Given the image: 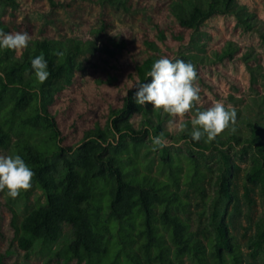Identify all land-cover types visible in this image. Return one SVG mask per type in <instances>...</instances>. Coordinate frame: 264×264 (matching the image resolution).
<instances>
[{
  "label": "trees",
  "instance_id": "obj_1",
  "mask_svg": "<svg viewBox=\"0 0 264 264\" xmlns=\"http://www.w3.org/2000/svg\"><path fill=\"white\" fill-rule=\"evenodd\" d=\"M49 1L53 11L64 5L62 0ZM110 1L130 9L126 0ZM0 4L13 9L21 5L19 0H0ZM34 6L48 10L42 0H35ZM168 9L177 23L160 18L153 31L141 35V42L154 51L149 58L139 62L137 49L124 39L119 46L128 59L109 48L112 60L105 69L90 68L85 80L79 58L91 51L90 41L37 38L28 17L10 28L0 13V29L27 32L32 37L20 53L0 48V148L24 159L35 173L31 188H39L47 196L46 204L21 221L9 206L14 242L26 259L35 255L37 247L52 249L69 224L73 238L57 253L66 263L176 264L190 256L195 264H210L206 245L182 214L189 205L180 190L183 176L177 171L166 172V165L182 171L181 159L165 158L156 172L142 169L139 152L151 131L137 130L131 123L133 115L144 109L134 99L138 88L125 89L126 82L120 84L115 74L119 71L124 81L134 84L151 83L145 74L157 59L166 57L162 54L167 49L195 65V57L183 49L209 19L237 14L252 28L246 19L254 15L239 12L237 0H174ZM112 26L111 20L104 18L103 30ZM234 51L230 46L220 58L233 57ZM41 54L50 72L42 84L31 65ZM146 122L154 125L150 118ZM232 127L235 131L230 128L210 143L206 138L193 141L190 131L177 139L190 142L199 151H220L219 147L233 144L253 151L260 162L246 174V181L264 184V124L248 121V131ZM155 129L158 135L162 133L160 126ZM163 135L168 140L174 138ZM221 153L224 166L216 181L215 212L210 218L215 236L208 238V246L214 264H243L242 251L230 229L231 215L228 222L230 205L237 210L240 200L235 182L240 168L228 154ZM187 162L185 182L204 193L206 173L199 170L198 160L190 157ZM245 186L248 189L247 182ZM261 221L258 246L264 247V217ZM4 238L0 230V242Z\"/></svg>",
  "mask_w": 264,
  "mask_h": 264
},
{
  "label": "rangeland",
  "instance_id": "obj_2",
  "mask_svg": "<svg viewBox=\"0 0 264 264\" xmlns=\"http://www.w3.org/2000/svg\"><path fill=\"white\" fill-rule=\"evenodd\" d=\"M42 1L48 10L36 9L35 0H19L21 5L16 9L3 8L0 4V13L10 28L21 24L24 18L28 17L37 38L90 41L91 51L79 58L83 65L82 80H85L90 68H106L112 60L107 52L109 48H113L123 58L128 59L125 50L119 46L124 39L131 41L137 49L139 62L149 58L154 51L141 42V35L153 31L160 18H167L172 23H177L168 9L174 0H153L149 3L126 0L129 2L130 9L112 3L110 0H62L64 5L54 11L50 7L49 0ZM237 6L238 11L243 15H254L253 19H246L251 22L252 28L244 25L237 14L216 15L206 22L201 31L194 36L192 43L188 44L183 51L195 57L198 74L196 82L201 89V101L197 107L205 110L216 101L223 102L226 107L231 105L237 112L234 126L242 131H248V121L264 124V0H237ZM106 17L111 20L113 26L104 31ZM230 46L235 49L233 57L222 60L220 56ZM161 48L164 47L161 45ZM162 55L170 59L180 58L174 54L173 49H167ZM115 78L120 84L126 82L125 89L135 88L134 82L124 81L123 74L119 71L115 74ZM125 89L124 94L127 91ZM143 108L131 118V123L137 130L151 131L139 152L142 169L151 168L153 172H156L165 158L181 159L182 171L166 165V172L177 171L183 176L180 190L184 198L189 201V205L182 214L190 219L191 230L206 245L209 263L214 264L208 238L212 234L215 236L210 218L215 212L216 181L224 166L221 153L224 152L240 168L235 178L240 190V200L237 210L234 204L229 207L228 222H230V215L232 216L230 229L242 251L243 264H264V247L258 246V226L264 217V184L246 181L245 177L256 164H259L258 156L237 144L219 147L220 151L194 149L190 142L177 139L184 132L181 133L174 127H169V121L174 118L163 113L162 110L154 111L151 104H145ZM194 114L195 109L184 118L188 132L192 131L190 120ZM147 118H150L154 125H149L146 122ZM158 126L162 128L163 134L168 133L174 138L167 139L169 146L153 150L150 137L158 135L155 129ZM0 155H13V153L0 148ZM190 157L198 160L199 170L206 173L204 193L185 182L184 175L188 171L187 159ZM246 182L248 189L245 186ZM46 202V193L39 188L22 191L15 199L7 196L6 190L0 192V230L5 236L0 242V264H72L66 263L64 258H59L57 255L73 238V229L69 224L64 226L63 238L52 245V249L43 250L37 247L31 259H26L25 253L20 251L14 242V234L10 226L12 213L9 206L14 209L18 220L21 221L33 209ZM223 252L227 253V250L223 249ZM227 257L229 258L228 255ZM176 264H195V262L192 257L186 256L182 262L176 261Z\"/></svg>",
  "mask_w": 264,
  "mask_h": 264
},
{
  "label": "clouds",
  "instance_id": "obj_3",
  "mask_svg": "<svg viewBox=\"0 0 264 264\" xmlns=\"http://www.w3.org/2000/svg\"><path fill=\"white\" fill-rule=\"evenodd\" d=\"M31 39L27 32H5L0 29V48L3 49L20 53L28 47ZM31 65L37 81L44 83L50 75L44 55L33 58ZM145 75L146 78L151 77V83L142 84L137 81L133 85L138 88L135 102L141 106L151 104L154 111L162 110L174 118L169 121L170 128L185 132L187 124L184 118L195 109V114L190 120V135L193 141L198 142L206 138L205 142L210 143L230 128L235 131L232 126L236 124L237 112L233 106L226 107L223 102L216 101L205 110L197 107L201 101V89L196 82V66L191 62L161 57L152 64ZM150 139L153 150L169 146V141L164 138L163 133ZM34 175V171L20 155H0V192L6 190L7 196L15 199L22 191L31 189Z\"/></svg>",
  "mask_w": 264,
  "mask_h": 264
}]
</instances>
